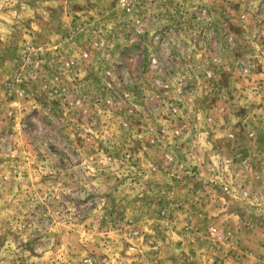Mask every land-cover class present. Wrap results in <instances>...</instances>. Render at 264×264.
<instances>
[{
  "label": "rangeland",
  "instance_id": "374dc122",
  "mask_svg": "<svg viewBox=\"0 0 264 264\" xmlns=\"http://www.w3.org/2000/svg\"><path fill=\"white\" fill-rule=\"evenodd\" d=\"M0 264H264V0H0Z\"/></svg>",
  "mask_w": 264,
  "mask_h": 264
}]
</instances>
